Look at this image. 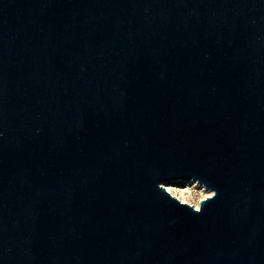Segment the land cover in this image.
<instances>
[{
    "label": "water",
    "instance_id": "95a60500",
    "mask_svg": "<svg viewBox=\"0 0 264 264\" xmlns=\"http://www.w3.org/2000/svg\"><path fill=\"white\" fill-rule=\"evenodd\" d=\"M0 264H264V0H0Z\"/></svg>",
    "mask_w": 264,
    "mask_h": 264
},
{
    "label": "rangeland",
    "instance_id": "374dc122",
    "mask_svg": "<svg viewBox=\"0 0 264 264\" xmlns=\"http://www.w3.org/2000/svg\"><path fill=\"white\" fill-rule=\"evenodd\" d=\"M166 186L173 195L197 207L200 199L211 194L210 191L194 181L175 180L166 183Z\"/></svg>",
    "mask_w": 264,
    "mask_h": 264
},
{
    "label": "bare ground",
    "instance_id": "6f19581e",
    "mask_svg": "<svg viewBox=\"0 0 264 264\" xmlns=\"http://www.w3.org/2000/svg\"><path fill=\"white\" fill-rule=\"evenodd\" d=\"M167 187V189H168V186H166ZM169 190V189H168Z\"/></svg>",
    "mask_w": 264,
    "mask_h": 264
}]
</instances>
